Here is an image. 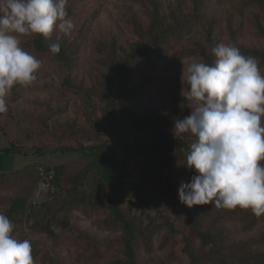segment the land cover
I'll use <instances>...</instances> for the list:
<instances>
[{"label":"rangeland","instance_id":"obj_1","mask_svg":"<svg viewBox=\"0 0 264 264\" xmlns=\"http://www.w3.org/2000/svg\"><path fill=\"white\" fill-rule=\"evenodd\" d=\"M154 1L164 25L172 26L176 21H187L192 16L193 0ZM67 10L66 18H70L74 24L71 33L66 35L54 28L43 43H59L65 47L72 45L69 71L50 51H37L34 44L36 34H17L21 47L39 60L41 66L34 73L37 76L34 82L26 86L14 85L6 97L8 111L0 114V172L15 171L29 164H40L39 172L45 165L57 164H65V170L61 175L59 190L54 194L46 192L52 184L51 178L45 180L41 175L29 199L33 215H29V211H20L17 220H10L13 225L11 235L19 240L32 241L34 264H50L42 263L44 253L55 256L65 264H124L121 261L120 231L101 223L106 211L93 209L84 212L82 207L71 201L77 193L71 189L69 179L83 167L88 157L74 151L45 155L1 151L11 149L12 144L20 150L37 145L50 148L60 144L74 146L66 129V124L73 123L77 130L90 131L99 140L109 144L112 142L110 125L102 115L105 100L101 97L103 94L99 86L104 85L103 75L108 70L111 49L114 48L117 58L129 52L130 44L138 40L132 20L135 18L143 26H148L152 22L153 8L149 0H68ZM261 26L264 27V9L246 0H202L199 15L187 21V26L181 32L169 37L166 44L161 46L163 61L157 64L158 67L140 63L129 71L127 88L132 90L128 106L135 114L157 117V129L175 139V121L189 115L195 107L194 102L185 98L189 90L187 69L193 62L206 63L201 49L207 52L219 43L234 41L246 49L264 50ZM207 30H211L212 42L206 37ZM58 35L61 37L59 40ZM255 58L259 61L261 75H264V60ZM215 59L214 56L213 64ZM117 88L118 84L112 88V96L116 95ZM87 102L92 103V114L98 122V129H93L87 120L90 111ZM116 116L121 122L117 126V134L132 146L131 153L157 135L150 127H133L119 110ZM186 134L178 138L190 145L195 136ZM172 150L176 153V148ZM186 156L182 154L173 160L175 171L162 169L164 177L175 175L177 179L189 181L194 170L187 168ZM129 163L135 179L125 188L128 190L126 194L115 192L113 195L121 201L125 211L141 216L145 225L148 208L143 200L147 198L148 187L143 185L135 191L147 169L144 156L139 152L133 153ZM42 180L48 184L47 187L42 185ZM13 183L7 181L3 187L0 185V213L6 212L12 198L20 190ZM66 202L71 205L64 209ZM162 203L165 217L177 229L174 231L163 224L152 236L149 249L138 245L137 264H192L183 244L184 233L188 232L189 223L193 222L207 227L213 221V226L221 231L228 243L224 251L234 256L225 264H244L237 258V254L245 251L240 243L247 245L249 251L264 253V242L261 240L264 220L250 227L243 219L226 217L224 208L211 204L189 208L179 199L170 198H164ZM152 215L156 216L157 222H162V217L155 213ZM35 218L42 225L47 220L51 221L53 235L43 230L42 225H35ZM66 219L69 223L66 227L59 225V221ZM209 247L199 239L190 243L191 251L197 256L205 255Z\"/></svg>","mask_w":264,"mask_h":264},{"label":"trees","instance_id":"obj_2","mask_svg":"<svg viewBox=\"0 0 264 264\" xmlns=\"http://www.w3.org/2000/svg\"><path fill=\"white\" fill-rule=\"evenodd\" d=\"M149 2L153 8L152 22L145 27L137 19L134 18L132 20L133 29L138 40L130 44L129 52H124L121 58H117L118 56L114 48L111 49L108 59V70L103 75L104 85L100 84L99 86L103 94L101 97L105 100L102 115L104 120L110 125L109 133L112 136V142L109 144L101 141L90 131L77 130L76 124L73 123L66 124V129L69 133L68 136L75 143L74 146L60 144L55 148H50L46 145H37L20 150V148L12 144L11 149L6 148L1 150L4 152L36 155L74 151L88 157L89 160L83 167L69 179L71 189L77 193L72 197L71 201L76 202L78 206L82 207L84 212L93 209H103L106 211V216L102 219L101 223L108 228H116L120 231L119 242L122 247L121 261L124 264H137L136 251L138 245L142 244L149 249L152 236L163 224H166L174 231L177 229L165 217L161 206L164 198L179 199L178 188L182 180L177 179L175 175H171L169 178L164 177L162 169L175 171L173 160L182 154L187 155L189 149V144L182 138L172 139L163 135L157 129L159 122L157 117H147L132 112L131 107L128 106L129 95L132 89L127 88V82L129 80V71L134 69V66L137 64L145 63L158 67L157 64L163 61L161 46L166 44L169 37L181 32L187 26V21L199 15L202 0H193L192 16L187 21H176L172 26L163 24L162 16L158 13L156 2L154 0H149ZM246 2L264 9V0H246ZM210 31L207 30L206 37L209 42H212ZM260 32L264 35V27H260ZM44 39L45 37L40 34H36L34 38V44L38 52L49 51V45L43 43ZM232 43L243 54L264 60V50L246 49L238 46L234 41ZM60 46V53L55 55L66 67L67 71H69V67L71 66L69 53L72 51V45L70 44L65 47L64 44H60ZM201 51L206 57V63L213 64L214 55L211 50L206 52L201 49ZM117 84V93L115 96H112L111 90ZM87 107L90 109L89 113H87V120L93 129H98V122L95 121L94 115L92 114V103L87 102ZM117 110L125 115V118L130 121L133 127H150L157 134L149 138L145 146H138L133 152H139L144 156L147 167L137 184L138 186L135 188L136 191L140 186L146 185L149 189L146 192L147 198L143 200L145 206L148 208V212H145V217L147 218L145 225L143 224L141 216L131 215L130 212L125 211L121 206V201L113 195L115 192L126 194L128 190L125 188L135 179L129 163V158L133 155L131 153L132 146L124 142L123 138L117 134V126L121 124L116 116ZM185 135L187 134L185 133ZM173 148H176V153H173ZM39 167H41L40 164H29L15 171L0 172V185L2 187L7 181H11L20 189L12 198L9 208L4 213L9 220H17L20 211H29V215H33L31 205H29V199L34 194V190L41 178ZM43 168L45 172L54 170L51 178L52 184L49 185L46 192L48 194L58 192V187L61 184V175L65 170V164H57L54 166L45 165ZM70 205V203L66 202L63 204V208H70ZM152 213L162 217V222H157L156 216L152 215ZM224 214L226 217L243 219L250 227L264 220V214L257 217L252 214L250 209L245 210L239 207L232 210L225 209ZM38 224L40 226L42 225L35 218V225ZM51 224V221L47 220L41 226L49 235H53ZM68 224L67 219L59 221V225L62 227H66ZM210 225L203 227L197 222L189 223L188 232L184 233L185 242L183 249L190 257L192 264H225L229 259L234 257L232 254L224 251L227 249L228 243L221 231L213 226L215 225L213 221ZM81 235L88 237L85 234ZM194 239L201 240L203 245H210L209 251L205 255L197 256L191 251L190 243ZM261 240L264 242V235ZM241 244L244 245L245 251L241 255L237 254L240 263L264 264V253L260 251H249V249H246L248 247L247 245L244 243H240L239 245ZM41 261L42 263L65 264L59 262L55 256L47 253L41 256ZM112 264H117V262Z\"/></svg>","mask_w":264,"mask_h":264},{"label":"clouds","instance_id":"obj_3","mask_svg":"<svg viewBox=\"0 0 264 264\" xmlns=\"http://www.w3.org/2000/svg\"><path fill=\"white\" fill-rule=\"evenodd\" d=\"M68 0H0V114L8 111L6 97L16 84L30 85L41 66L21 47L18 35L54 30L70 34ZM61 37L58 35L57 39ZM59 54V43L49 45ZM214 64L193 62L187 69L186 99L195 107L174 123V137L191 133L186 166L194 170L181 181L178 197L191 208L214 205L228 210L250 209L264 214V75L259 61L242 54L233 43L211 49ZM13 225L0 213V264H34L32 241L11 235Z\"/></svg>","mask_w":264,"mask_h":264},{"label":"built area","instance_id":"obj_4","mask_svg":"<svg viewBox=\"0 0 264 264\" xmlns=\"http://www.w3.org/2000/svg\"><path fill=\"white\" fill-rule=\"evenodd\" d=\"M41 171H40V174L42 175V179H45V180H47V179H49V178H52V174H53V170H50L49 172H45V170L44 169H40ZM42 185L44 186V187H47L48 186V184H46L45 182H44V180H42Z\"/></svg>","mask_w":264,"mask_h":264}]
</instances>
